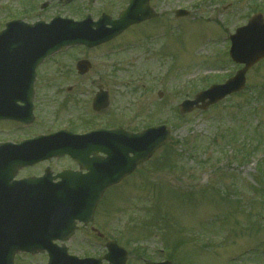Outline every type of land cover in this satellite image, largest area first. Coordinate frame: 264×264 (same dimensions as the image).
I'll use <instances>...</instances> for the list:
<instances>
[{
  "label": "rangeland",
  "instance_id": "obj_1",
  "mask_svg": "<svg viewBox=\"0 0 264 264\" xmlns=\"http://www.w3.org/2000/svg\"><path fill=\"white\" fill-rule=\"evenodd\" d=\"M201 1L154 0L159 18L93 53L96 70L91 75L61 81L57 87H77L73 99L78 109H61L68 95L64 90L56 93L52 87L48 91L53 96L45 98L47 116L55 109L67 120L68 114L83 116L88 109V97L79 92L92 96L99 86L110 91L111 104L91 121L110 120L134 131L161 122L171 127L170 144L104 197L92 225L120 242L129 253L127 264H145L143 249L144 257L173 264H264V61L247 74L244 93L207 113L181 115L179 107L240 69L230 57L220 56L221 50L228 47V33L258 13L264 16V0ZM43 3H49L44 10ZM126 3L79 0L66 6L58 0H0V30L16 17L29 23L56 16L82 18L88 11L98 17L104 8L117 16ZM179 8L190 15L177 18ZM71 66L68 57L54 59L42 68L43 78L57 77L55 85ZM90 230L81 227L77 232L70 242L73 254L87 257L105 251L94 243L98 239ZM85 237L93 240L91 246ZM176 245L170 255L154 253ZM249 250L258 252L247 256ZM19 256L18 264L47 263L45 255ZM233 257L239 260L230 262Z\"/></svg>",
  "mask_w": 264,
  "mask_h": 264
},
{
  "label": "water",
  "instance_id": "obj_2",
  "mask_svg": "<svg viewBox=\"0 0 264 264\" xmlns=\"http://www.w3.org/2000/svg\"><path fill=\"white\" fill-rule=\"evenodd\" d=\"M153 16L154 13L148 8L145 0H131L129 10L120 21L124 27L117 23L113 29L120 32L132 24ZM40 26L42 25L27 27L21 23L7 26L8 30L0 35V39H2L0 47L11 46L16 44L14 41H19L22 50L21 52H9L8 54L13 56L9 58L5 56L6 51H0L2 53L0 70H20L33 56H38L40 61L44 56L52 54L55 48L70 43L59 42L57 47H53V42L59 38V34L51 27ZM74 37L87 38V35L78 33ZM231 40L233 43L232 58L235 62L244 64L246 67L226 85L214 87L209 92L202 94L198 101L209 98L212 102H217L245 86L246 72L264 59L263 18L260 15L254 17L249 25L239 29L236 35L231 37ZM86 44L90 45V43ZM190 104H185L183 107ZM190 110L189 108L185 111ZM147 136L150 141L147 139L148 137H145V134L137 137L126 136L125 148L121 147L123 153L121 152L122 163L120 166L116 163L118 168L114 169L115 160L114 157H111L104 162L103 176L92 179L94 188L76 190V193L70 195L67 201L56 197V194L63 191L62 189L46 188L45 192H38L25 184L12 183L16 168L20 164L14 165L11 169L0 163V264H13L14 255L20 251L35 254L45 250L49 252L50 264H95L91 261L75 262L66 257V250L59 249L52 243L59 239L69 240L75 232L76 221L88 223L105 189L131 174L138 164L146 160L168 140V130L159 128L151 131ZM153 136H157V138L152 142ZM130 154H133L134 157L130 158ZM86 163L89 164L88 161ZM2 175L5 176L4 179L1 178ZM68 177H64V181ZM72 181L71 177L66 182L71 183ZM110 251L108 259L112 264H125L126 258L121 252H116L114 247Z\"/></svg>",
  "mask_w": 264,
  "mask_h": 264
},
{
  "label": "flooded vegetation",
  "instance_id": "obj_3",
  "mask_svg": "<svg viewBox=\"0 0 264 264\" xmlns=\"http://www.w3.org/2000/svg\"><path fill=\"white\" fill-rule=\"evenodd\" d=\"M95 50L92 51H84L82 54L80 52H77L74 49L64 50L62 53L59 54L57 58V61H60L61 59H64L66 57L69 58V60H72V66L71 69L68 70V73L65 75V77H70L72 79L81 78L79 74L77 73V63L82 59H92L93 53H95ZM71 57H73L71 59ZM50 62V61H49ZM64 63V62H63ZM63 63H61V66H63ZM55 64H58V62H55ZM48 65V64H47ZM45 65V69L46 66ZM96 70V67L94 65V68L92 71L89 72L88 75L84 76L87 77L91 75ZM55 74H57V70H52ZM57 71V72H56ZM60 73V72H59ZM44 70L40 71V76L44 75ZM45 79L42 77L37 79V82L35 83L33 87V99H32V105H33V115L34 118L30 122H22L23 120H11V121H0V144L1 143H11L13 145H19L22 142L25 141H31L36 139L39 136H44L47 134L55 133L61 130H67L73 134L78 135H84L86 133H89L97 128L94 126V122L91 121L90 118H82L83 116L76 117L73 115V113L68 114L70 119L63 120L59 117H46V111H45V97L46 93L49 92L48 90L52 88L50 85L44 84ZM99 87V86H98ZM101 88V87H100ZM57 89L56 93H62L61 91H58L62 89V87H55ZM71 91V93L69 92ZM77 90V87L72 88H65L64 91L68 93V95L65 96V103L71 104L69 106L70 110H74L73 107H77L78 109V102H75L73 99V92ZM11 100H13L15 97L11 96ZM17 99H21L22 96H17ZM29 97L26 98V100ZM18 105L23 107L24 104L22 102H18ZM57 111V110H56ZM55 111V112H56ZM54 112V114H55ZM75 113H78L77 111ZM68 117V118H69ZM103 122L106 120H102ZM108 121L104 125L99 128L105 129V126L107 125ZM106 129H115V128H106ZM51 170L53 175H57L63 170L71 169L74 171H79L80 168L70 161L68 158H63L59 160H52L47 163L38 164L35 165L32 168L25 169L20 172V174H24V176H21V178H27V177H40L46 170Z\"/></svg>",
  "mask_w": 264,
  "mask_h": 264
}]
</instances>
